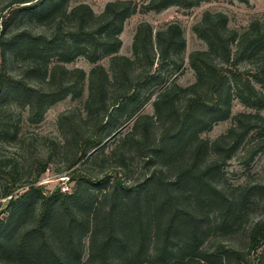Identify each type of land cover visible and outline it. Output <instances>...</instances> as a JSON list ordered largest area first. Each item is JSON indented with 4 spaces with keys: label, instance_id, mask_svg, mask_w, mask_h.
<instances>
[{
    "label": "trees",
    "instance_id": "trees-1",
    "mask_svg": "<svg viewBox=\"0 0 264 264\" xmlns=\"http://www.w3.org/2000/svg\"><path fill=\"white\" fill-rule=\"evenodd\" d=\"M66 2L13 0L6 5L9 8L15 3H26L1 18L0 105L17 97L27 105L30 121L38 122L50 105L68 95L79 97L87 80L83 123L92 122V131L80 132L77 124L74 132L72 128L67 144L75 148L68 164L73 166L93 148L97 147L89 155L90 160L97 152H103L106 146H99L100 143L111 130L131 118L142 102L135 103L138 98V76L132 74L135 59L119 53L123 23L135 13L137 4L133 0H112L102 12L95 14L87 4L80 3L68 11V17ZM199 2L150 0L143 7L161 11L170 6L190 8ZM24 14L29 18L36 16L38 21L66 15L74 21L75 28L69 33V39L56 34L48 39L26 29L7 32L11 20ZM227 22V16L220 11L202 13L192 25V31L204 42L205 48L187 56L194 81L187 86L174 81L165 86L152 102L154 114L139 115L120 144L111 149L113 153L120 148H134L144 157L143 174L132 184H125L119 171L114 170L111 188L102 201L94 205L91 200L80 208L76 204L80 189L66 194L56 188L46 194L41 186L34 185L47 167L46 162L40 163L28 188L15 197L12 196L16 187L14 176L0 169V177L6 179L0 198L11 196L6 206L7 222L0 220V261L7 264H189L193 259L206 262L208 256L215 255L207 254L200 246L211 229L210 213L217 212L220 224L227 228L243 219L257 197L262 199L253 190L259 189L264 198V184L245 187L237 197L220 180L222 167L241 147L246 165L264 152V117L260 113L264 109V15L252 19L241 30L230 28ZM184 48L181 28L175 23L155 32L150 25L140 24L132 41V54L150 67L155 59H167L180 67L183 57L178 55ZM78 55L94 63L87 74L81 68L64 65ZM50 56L54 60L49 63ZM101 57H109V71L97 63ZM25 60L28 61L25 73L31 75L32 83L25 74L14 77L10 73L11 66ZM155 77L164 78L160 74ZM119 79L126 84L118 87L115 94H109L110 86ZM234 97L249 111L232 113ZM226 119H231L232 124L222 134L213 139L200 136L216 122ZM156 123L160 133L152 141ZM125 158L121 151L119 165H125ZM86 179L103 184L100 179ZM107 182L108 179L104 185ZM32 201H38L39 208L31 225L25 226ZM262 205L264 209V199ZM59 207L68 219L62 231L65 241L59 238ZM91 220L99 233L90 240L84 257L74 224L89 225ZM50 223L53 227L49 234ZM230 254L233 264H264V214L248 225L246 243L240 248H230Z\"/></svg>",
    "mask_w": 264,
    "mask_h": 264
},
{
    "label": "rangeland",
    "instance_id": "rangeland-1",
    "mask_svg": "<svg viewBox=\"0 0 264 264\" xmlns=\"http://www.w3.org/2000/svg\"><path fill=\"white\" fill-rule=\"evenodd\" d=\"M12 1L0 0V22L1 18L3 19L7 16L9 10L26 4L15 3L11 7L6 8V5ZM110 1L112 0H67L65 13L67 15L73 6L83 3L87 4L95 14H99ZM133 1L137 4V9L123 23L122 31L119 35L121 39L119 53L135 59L132 74L138 76L136 82L138 98L135 103L137 105L142 102L140 109L131 118L118 126V128L111 130V134L99 145L106 146L103 152H97L94 158L90 160L88 158L89 155L97 149V147L93 148L73 166H70L68 164L75 153V148L67 144L68 141L70 142L72 128L74 132L75 124H77L80 132L89 134L92 131V122L83 123L85 117L83 102L88 94L87 80L84 82L79 97L68 95L64 99L50 105L44 112L42 119L38 122L30 121L28 107L19 98L12 97L10 100L2 103L0 105V169L11 173L15 178L16 187L12 191L13 197L21 194L28 188L29 182L36 177L41 162H46L47 167L40 172L34 185L41 186L46 194L56 190V188L66 194H72L75 189H80V199H78L79 202H76L80 208L86 207L91 200H93L94 205L102 201L103 195L107 194L111 188L114 170L119 171V176L122 175L121 179L125 184H132L143 174L144 157L134 148H120L113 153L111 149L120 144L122 136L131 129L139 115L154 114L152 102L165 86L173 81L181 86H187L194 81V73L188 64L187 56L194 50L204 49L205 44L193 33L192 25L207 10L224 13L228 19V26L236 30L243 29L252 19L264 15V0H247V2L238 0H200L198 5L190 8L170 6L161 11L144 9L143 6L150 0ZM66 15H59L50 20L40 21H38L36 16L29 18L27 14L16 16L9 23L7 32L26 29L36 34H42L48 39H51L54 34L57 37L62 35L69 39V33L74 30L75 23L68 20ZM143 23L150 25L153 32L165 28L170 23L180 26L182 37L185 41V48L178 55L183 57L180 67L177 68L167 59L162 61L155 59V63L150 67L147 66L143 59L140 57L136 58L132 54V41L135 30L138 25ZM57 27H60L58 31ZM53 58L54 56L48 58L49 63L54 60ZM27 63V60L22 63H16L10 67V73L14 77L25 74V78L32 83L33 79H31V75L25 73ZM97 63H101L108 71L110 70L109 57H101ZM93 64L83 55H78L64 65L67 68H81L87 74ZM156 74L164 77L160 79L162 82L155 77ZM125 84V82L119 79L116 81V84L110 86L109 94H115L117 88H123ZM147 95L150 96L145 100L144 98ZM180 103L182 105L183 101ZM231 108L232 113L249 111L236 97L232 99ZM260 113L264 117V109ZM74 118L76 119L74 120ZM61 119L63 121H60ZM121 119L124 120V118ZM231 124V119L218 121L212 125L210 130L200 133V136L213 139L225 132ZM152 133L153 141L157 139V135L160 133V127L157 123L154 124ZM121 151H124L126 157L124 166L119 165V154ZM243 156L244 148L241 147L221 169V183L230 192H234V195L237 197H239L241 189L245 187L264 184V152L257 154L248 165L243 163ZM151 168L152 166L149 170ZM120 170L122 173H120ZM87 177L100 179L103 184H99V182L96 184L92 183L86 179ZM106 179H108V182L104 185ZM5 184V177H0V193ZM63 186L66 187L65 191H62ZM253 194L255 196H262V199H264L259 189L253 190ZM10 197L0 198V212L4 210L3 213H0L2 223L7 222L9 212L6 210L5 202ZM2 199L3 201H1ZM262 199L257 197V201L254 204H250L249 209L246 210L243 219L238 224L227 228L222 226L225 224H220L219 214L211 212L210 219L212 221L208 225L211 226V229L205 234L200 246L207 254H211L212 252L215 255L208 256L209 259L206 262H199L197 259H193L189 264H233L230 248H240V246L246 243L248 225L264 214ZM38 208V201H32L30 211L26 212L27 221L25 222V226L31 225ZM59 210L61 211V216H58L60 223L58 230L61 234L59 238L65 241L62 231L68 219L65 217L61 207H59ZM92 221H90L89 225H86V223L74 224V226L76 225L75 235L80 239L79 249L84 257H86L89 251L90 240L99 233L98 227L94 230ZM52 227V223L47 226L49 234ZM219 254L222 255L219 256ZM244 259L245 261L248 260L246 254L243 257ZM0 264L7 263L0 261Z\"/></svg>",
    "mask_w": 264,
    "mask_h": 264
},
{
    "label": "built area",
    "instance_id": "built-area-1",
    "mask_svg": "<svg viewBox=\"0 0 264 264\" xmlns=\"http://www.w3.org/2000/svg\"><path fill=\"white\" fill-rule=\"evenodd\" d=\"M65 190H66V187L63 186V187H62V191H65ZM1 201H3V199H2Z\"/></svg>",
    "mask_w": 264,
    "mask_h": 264
},
{
    "label": "water",
    "instance_id": "water-1",
    "mask_svg": "<svg viewBox=\"0 0 264 264\" xmlns=\"http://www.w3.org/2000/svg\"><path fill=\"white\" fill-rule=\"evenodd\" d=\"M8 200L5 202V207L7 206Z\"/></svg>",
    "mask_w": 264,
    "mask_h": 264
}]
</instances>
